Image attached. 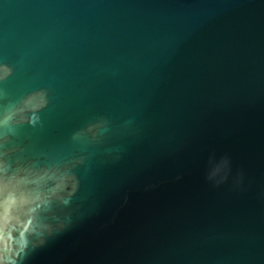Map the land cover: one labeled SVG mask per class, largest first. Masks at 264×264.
<instances>
[{
  "label": "water",
  "instance_id": "1",
  "mask_svg": "<svg viewBox=\"0 0 264 264\" xmlns=\"http://www.w3.org/2000/svg\"><path fill=\"white\" fill-rule=\"evenodd\" d=\"M0 66V264H264V0H0Z\"/></svg>",
  "mask_w": 264,
  "mask_h": 264
},
{
  "label": "clouds",
  "instance_id": "2",
  "mask_svg": "<svg viewBox=\"0 0 264 264\" xmlns=\"http://www.w3.org/2000/svg\"><path fill=\"white\" fill-rule=\"evenodd\" d=\"M8 70L5 66H0V73H6ZM68 179H71L70 177Z\"/></svg>",
  "mask_w": 264,
  "mask_h": 264
}]
</instances>
